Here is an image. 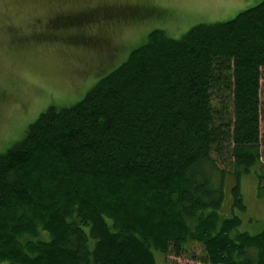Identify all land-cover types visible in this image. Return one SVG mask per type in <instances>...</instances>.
<instances>
[{"label":"trees","instance_id":"1","mask_svg":"<svg viewBox=\"0 0 264 264\" xmlns=\"http://www.w3.org/2000/svg\"><path fill=\"white\" fill-rule=\"evenodd\" d=\"M152 29L0 155V264H158L194 243L198 264H264V231L219 214L228 175L258 166L264 189V0L179 39Z\"/></svg>","mask_w":264,"mask_h":264},{"label":"rangeland","instance_id":"2","mask_svg":"<svg viewBox=\"0 0 264 264\" xmlns=\"http://www.w3.org/2000/svg\"><path fill=\"white\" fill-rule=\"evenodd\" d=\"M262 1L0 0V153L21 140L25 129L50 106L65 108L81 101L131 50L145 43L151 28L179 39L195 25L229 21ZM106 6L150 7L159 12L141 24L128 20L99 28L95 22ZM261 99L264 107V80ZM260 125L264 140V111ZM262 161L264 166V157ZM259 175L258 166L238 180L228 175L219 211L225 218L237 216L238 231L252 236L264 231ZM235 183L244 211L232 208ZM187 252L180 258L154 255L158 264H198L190 257L201 255L199 247L194 243Z\"/></svg>","mask_w":264,"mask_h":264},{"label":"flooded vegetation","instance_id":"3","mask_svg":"<svg viewBox=\"0 0 264 264\" xmlns=\"http://www.w3.org/2000/svg\"><path fill=\"white\" fill-rule=\"evenodd\" d=\"M133 12H129L124 13V21H120L118 20L119 16H123L120 15L121 13H123L122 11H118V9L116 8H112V7H105V11L101 14V17L99 19L96 20L95 24L101 28L102 26H118L120 24H122V22L127 21L135 23V24H141L144 23V21L148 20L150 17H152V15H154V13L159 12L156 9H152V8H143L140 6H133ZM117 15H119L118 17H116ZM144 17H146L147 19H144ZM111 24V25H109ZM113 51H115L113 49ZM117 51V50H116Z\"/></svg>","mask_w":264,"mask_h":264},{"label":"snow or ice","instance_id":"4","mask_svg":"<svg viewBox=\"0 0 264 264\" xmlns=\"http://www.w3.org/2000/svg\"><path fill=\"white\" fill-rule=\"evenodd\" d=\"M0 155H2V153H0ZM5 163L6 162L2 158H0V169H2L5 166Z\"/></svg>","mask_w":264,"mask_h":264}]
</instances>
